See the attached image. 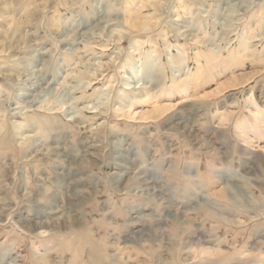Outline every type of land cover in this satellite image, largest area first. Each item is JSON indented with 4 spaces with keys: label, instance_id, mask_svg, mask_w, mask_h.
Masks as SVG:
<instances>
[{
    "label": "rangeland",
    "instance_id": "374dc122",
    "mask_svg": "<svg viewBox=\"0 0 264 264\" xmlns=\"http://www.w3.org/2000/svg\"><path fill=\"white\" fill-rule=\"evenodd\" d=\"M0 264H264V0H0Z\"/></svg>",
    "mask_w": 264,
    "mask_h": 264
},
{
    "label": "bare ground",
    "instance_id": "6f19581e",
    "mask_svg": "<svg viewBox=\"0 0 264 264\" xmlns=\"http://www.w3.org/2000/svg\"><path fill=\"white\" fill-rule=\"evenodd\" d=\"M39 88L38 84L34 83L33 86L31 87L32 90H37Z\"/></svg>",
    "mask_w": 264,
    "mask_h": 264
}]
</instances>
